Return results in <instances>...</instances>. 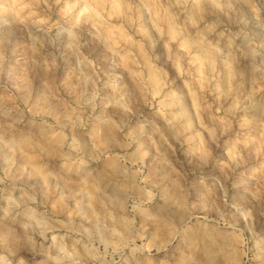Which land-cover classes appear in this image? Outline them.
<instances>
[{"label":"rangeland","instance_id":"obj_1","mask_svg":"<svg viewBox=\"0 0 264 264\" xmlns=\"http://www.w3.org/2000/svg\"><path fill=\"white\" fill-rule=\"evenodd\" d=\"M0 264H264V0H0Z\"/></svg>","mask_w":264,"mask_h":264},{"label":"clouds","instance_id":"obj_2","mask_svg":"<svg viewBox=\"0 0 264 264\" xmlns=\"http://www.w3.org/2000/svg\"><path fill=\"white\" fill-rule=\"evenodd\" d=\"M53 260H56V258H55V257H53Z\"/></svg>","mask_w":264,"mask_h":264}]
</instances>
